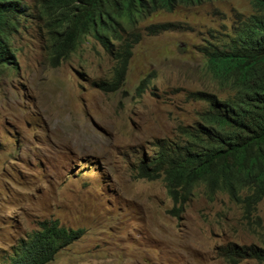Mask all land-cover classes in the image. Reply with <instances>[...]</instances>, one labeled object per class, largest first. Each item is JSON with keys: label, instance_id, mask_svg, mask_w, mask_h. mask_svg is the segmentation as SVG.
<instances>
[{"label": "rangeland", "instance_id": "rangeland-1", "mask_svg": "<svg viewBox=\"0 0 264 264\" xmlns=\"http://www.w3.org/2000/svg\"><path fill=\"white\" fill-rule=\"evenodd\" d=\"M249 10L248 0H227L153 15L141 27L179 28L142 32L114 93L100 88L115 63L99 44L86 38L52 68L38 11H27L13 39L16 70H0L1 261L55 220L84 232L50 264H234L227 248L264 249V199L248 213L223 194L208 201L198 186L181 207L162 180L136 178L139 160L204 109L189 97L210 91L197 48ZM236 264L261 263L245 256Z\"/></svg>", "mask_w": 264, "mask_h": 264}, {"label": "trees", "instance_id": "trees-1", "mask_svg": "<svg viewBox=\"0 0 264 264\" xmlns=\"http://www.w3.org/2000/svg\"><path fill=\"white\" fill-rule=\"evenodd\" d=\"M227 0H0V70H16L14 36L20 21L38 11L39 32L47 36L50 67L77 52L86 38L99 44L115 63L105 93L118 91L142 32L155 36L177 30V23L141 25L159 12L172 13ZM249 12H235L222 23L213 42L196 50L205 64L210 91L189 94L204 109L197 120L177 127L176 139L156 145L139 160L136 178L162 180L175 205L183 206L201 186L208 201L225 194L233 203L255 211L264 199V0H248ZM30 14V15H29ZM141 81L138 91L146 88ZM57 220L42 222L19 240L0 264H50L83 235ZM227 248L236 264L248 256L264 264V249Z\"/></svg>", "mask_w": 264, "mask_h": 264}, {"label": "clouds", "instance_id": "clouds-1", "mask_svg": "<svg viewBox=\"0 0 264 264\" xmlns=\"http://www.w3.org/2000/svg\"><path fill=\"white\" fill-rule=\"evenodd\" d=\"M225 195V194H224Z\"/></svg>", "mask_w": 264, "mask_h": 264}]
</instances>
